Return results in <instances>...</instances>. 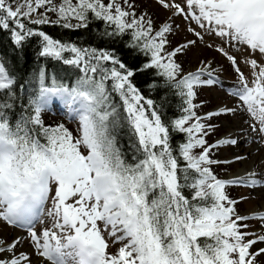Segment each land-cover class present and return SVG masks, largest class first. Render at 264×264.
<instances>
[{
	"label": "snow or ice",
	"instance_id": "obj_1",
	"mask_svg": "<svg viewBox=\"0 0 264 264\" xmlns=\"http://www.w3.org/2000/svg\"><path fill=\"white\" fill-rule=\"evenodd\" d=\"M154 2L159 23L136 0H0V264H264V0ZM33 40L59 70L26 66Z\"/></svg>",
	"mask_w": 264,
	"mask_h": 264
},
{
	"label": "trees",
	"instance_id": "obj_2",
	"mask_svg": "<svg viewBox=\"0 0 264 264\" xmlns=\"http://www.w3.org/2000/svg\"><path fill=\"white\" fill-rule=\"evenodd\" d=\"M42 27L44 30L48 31L50 34L54 35V36H62L64 39H76L77 37H80L82 39H87V37L89 35H91V33L89 32H85L83 29L81 30H72V29H62L61 27H59L58 25H44V26H40ZM92 29H96V28H103V25L99 22V21H95L92 23L91 25ZM7 46V38L0 33V52L5 51ZM114 47L117 48L118 52L121 54V56L128 60L129 62H131V56L130 54L127 52V50L122 48V45H114ZM25 61H26V66L28 68H32L35 67L37 64H43L45 66H47V68L49 69L50 72H55L57 70L60 69L61 64L60 62L56 61L53 58H44V57H38L37 55V49L35 47V41L33 40L31 44H29L25 50ZM21 65L24 66L25 62L22 61ZM65 68H68V66H63ZM62 75L64 74L63 72L61 73ZM145 79V77H138V80H143ZM144 94L147 97L158 99L159 96L162 94L161 90L157 89L154 91H149L148 88L144 85H140ZM171 109H169V114H171ZM63 122L66 124V126H68L70 129L74 128L75 125L73 123L67 122L65 120L62 119H54V123H60ZM119 143L120 145H122L123 150L125 152L129 151V138L128 135L124 132H121L119 134Z\"/></svg>",
	"mask_w": 264,
	"mask_h": 264
},
{
	"label": "rangeland",
	"instance_id": "obj_3",
	"mask_svg": "<svg viewBox=\"0 0 264 264\" xmlns=\"http://www.w3.org/2000/svg\"><path fill=\"white\" fill-rule=\"evenodd\" d=\"M136 2L138 4H144L146 2L148 11L155 13L157 23H159V21L162 20L167 15L163 9L159 8L155 4L154 0H136ZM223 79H225L227 82L231 81L230 71L225 72ZM203 93L205 94V97H208L210 99V102L208 104L209 109H211L212 106H214L216 103H218L217 97L221 95L219 90L209 91V90L205 89V90H203ZM53 109L57 110V108H53ZM43 120L45 122H47L46 121L47 119L45 117H43ZM214 121H215L214 123L221 125V128L218 132H220V133L222 132L221 135H223L225 130H226L225 125L227 124L228 118L227 117H217V118H214ZM248 147H249V145H247L245 143H239L236 146H226V147H222L218 150H214V154L219 159L220 158L231 159L232 154H234V153L244 154L248 150ZM231 167L233 170L232 173H237L240 169L241 170L245 169L247 167V165L237 162V163L231 164ZM216 170L217 169L215 168V171ZM232 173H230V174H232ZM239 194L247 195L248 190L245 188H242V190H240ZM251 196H252V199L246 200V202H245V210L244 211L253 209V208L257 207L258 204L260 203V192H259V190L251 193Z\"/></svg>",
	"mask_w": 264,
	"mask_h": 264
},
{
	"label": "bare ground",
	"instance_id": "obj_4",
	"mask_svg": "<svg viewBox=\"0 0 264 264\" xmlns=\"http://www.w3.org/2000/svg\"><path fill=\"white\" fill-rule=\"evenodd\" d=\"M242 171H243V170L240 169L237 173H240V172H242Z\"/></svg>",
	"mask_w": 264,
	"mask_h": 264
}]
</instances>
